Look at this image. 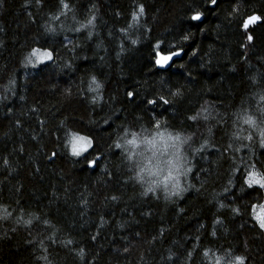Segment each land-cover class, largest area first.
Wrapping results in <instances>:
<instances>
[{
	"label": "trees",
	"instance_id": "trees-1",
	"mask_svg": "<svg viewBox=\"0 0 264 264\" xmlns=\"http://www.w3.org/2000/svg\"><path fill=\"white\" fill-rule=\"evenodd\" d=\"M65 3L0 0V217L11 213L0 218V264H216L227 253L264 264L252 211L264 189L244 183L264 175V0ZM252 15L260 23L245 32ZM33 49L52 59L29 64ZM180 49L157 68L156 52ZM125 131L193 137L178 196L171 185L147 191L163 175H152L147 145L139 167L115 147ZM70 133L93 141L95 167L71 154Z\"/></svg>",
	"mask_w": 264,
	"mask_h": 264
},
{
	"label": "snow or ice",
	"instance_id": "snow-or-ice-1",
	"mask_svg": "<svg viewBox=\"0 0 264 264\" xmlns=\"http://www.w3.org/2000/svg\"><path fill=\"white\" fill-rule=\"evenodd\" d=\"M43 0H35V3L37 6L42 5ZM211 5L215 6L217 4V0H210ZM60 5L62 6V9L65 10H70L69 4L65 3V0H60ZM139 12L143 14L144 8L141 6L139 8ZM66 13L64 11H61L59 15L55 17V19H60V16L65 15ZM96 19V17L93 15L92 18L88 21L89 25H92V22ZM133 19H137V16L134 14ZM191 19L193 21H199L201 19V13L197 12L194 14ZM261 18L255 15H252L248 17L243 24V28L245 32H247L249 25H255L258 21H260ZM51 30V29H49ZM79 31V29H77ZM185 40H187V36L184 37ZM253 37L251 35L247 36V40L251 42ZM160 45L157 44L156 48H159ZM183 50H176V51H171L167 54H164L163 52H156L155 56V63L159 68H165L169 65V63L173 60L174 57H179L182 54ZM38 53H40L38 55ZM192 55H196L195 52L192 53ZM34 58H35V63H43L45 59L51 60L52 59V53L51 52H42L40 49H33L32 52L29 54V57L27 58V62L29 64H32L35 66L34 63ZM93 83L95 84L96 81L93 80ZM99 87V85H97ZM133 92L129 91L127 93V97L131 100L133 98ZM173 95H179V92L173 93ZM159 101L162 102L164 105L169 104V101L165 99L164 97H160ZM147 104L156 106L158 104V101L156 99H150L146 101ZM35 111V109H33ZM206 111V110H205ZM198 116H190L189 120L195 122L197 121ZM204 120L208 119V116L205 115L203 117ZM43 123V121H41ZM245 123L248 124H254L255 122L252 121L250 118L245 120ZM19 127V125H17ZM155 128L159 130L161 128V123L157 121L155 123ZM71 136V154L74 157H83L85 160H87V164L89 168L95 167L96 161L100 159L99 156H96L94 159H88V155L90 154V149L94 148L93 141L89 139L86 136L83 135H78L75 133H70ZM195 135V133L193 134ZM128 136H131V139H127ZM157 136L160 137L159 140H157L155 137L152 139H147L143 138L141 134L131 132L129 133L128 131H125V136L122 137V140H125L124 144L117 143L115 145L116 148L122 149L127 156V159L129 162L133 163L135 166L139 167L142 163L141 158L144 157V149L141 148L142 145H147L149 151H152L153 153V159L155 161V168L156 172H153L152 175H157V173L163 175V179H158L156 182L155 186H150L147 191L153 192L155 194V187L160 186L161 184L163 185V188L165 192L169 190V186L171 185V195L173 196H178L183 189L180 186V177H187V174L192 172V168L189 167V161L187 160L186 156L182 154V147L183 145L188 144L190 140H192V136H188L185 139H181L180 136H175L173 137L172 135H168V137L165 139L164 133L163 132H157ZM260 136H261V144L260 146L264 148V129L260 131ZM247 139L251 140L252 137L249 136ZM203 145L201 148L196 149V151H202L203 150ZM137 149H141L140 151H136ZM56 153H52V157L54 158ZM136 157L137 159L133 161V157ZM7 164V161L5 160L4 162ZM163 165V167H161ZM130 171L132 168L129 169ZM143 172V168H141L140 172L137 173L135 179L138 180V182H143L141 179V175ZM244 183L247 184L248 188H253V186H258L260 189H264V175H260L259 173L256 172H250L248 173L247 178L244 180ZM113 200L116 199L115 196L112 197ZM223 207V205H221ZM257 208H259V212H257ZM6 215L4 218L6 219L8 216H11V213L7 211V209L4 210ZM237 214H239L238 210ZM252 211H253V220H255L256 224L258 225L259 229L261 232H264V204H253L252 205ZM27 224H31V220L26 221ZM45 224H47V221H44ZM219 223V221H217ZM215 235V233H213ZM93 239H95L93 237ZM67 243L71 244L72 241L69 240ZM82 255V252H81ZM191 255V253H189ZM204 255L207 257L208 252H205ZM235 264H245L244 258L243 257H235ZM233 257L231 253H227L224 256H219L216 257V264H221L223 261V264H234Z\"/></svg>",
	"mask_w": 264,
	"mask_h": 264
},
{
	"label": "water",
	"instance_id": "water-1",
	"mask_svg": "<svg viewBox=\"0 0 264 264\" xmlns=\"http://www.w3.org/2000/svg\"><path fill=\"white\" fill-rule=\"evenodd\" d=\"M203 20V17L201 16V19L199 20V22H201ZM257 23H260V21H258ZM182 56H183V52H182V54L179 56V57H174L173 58V60L169 63V65L167 66V67H165V68H159L157 65V68L159 69V70H168V69H170L171 68V66L173 65V63L176 61V60H178V59H181L182 58Z\"/></svg>",
	"mask_w": 264,
	"mask_h": 264
},
{
	"label": "rangeland",
	"instance_id": "rangeland-1",
	"mask_svg": "<svg viewBox=\"0 0 264 264\" xmlns=\"http://www.w3.org/2000/svg\"><path fill=\"white\" fill-rule=\"evenodd\" d=\"M40 53H38V55H39ZM46 61H49V60H47V59H45V61L44 62H46ZM41 64V63H40ZM165 137V136H164ZM160 138V137H159ZM167 137H165V139H166ZM182 151V150H181Z\"/></svg>",
	"mask_w": 264,
	"mask_h": 264
}]
</instances>
